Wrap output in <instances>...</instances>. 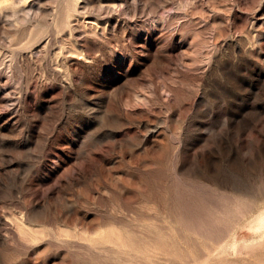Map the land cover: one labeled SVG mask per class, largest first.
<instances>
[{"label": "rangeland", "instance_id": "rangeland-1", "mask_svg": "<svg viewBox=\"0 0 264 264\" xmlns=\"http://www.w3.org/2000/svg\"><path fill=\"white\" fill-rule=\"evenodd\" d=\"M0 264H264V0H0Z\"/></svg>", "mask_w": 264, "mask_h": 264}]
</instances>
